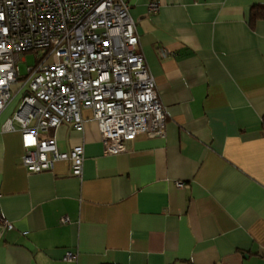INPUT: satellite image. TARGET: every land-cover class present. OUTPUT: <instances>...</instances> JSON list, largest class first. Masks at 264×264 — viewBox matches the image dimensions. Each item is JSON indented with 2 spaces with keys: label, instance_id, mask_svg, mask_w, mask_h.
I'll return each instance as SVG.
<instances>
[{
  "label": "crops",
  "instance_id": "1",
  "mask_svg": "<svg viewBox=\"0 0 264 264\" xmlns=\"http://www.w3.org/2000/svg\"><path fill=\"white\" fill-rule=\"evenodd\" d=\"M127 1L165 134L106 154L84 109L83 131L39 134L84 144L82 176L68 160L30 171L19 124L2 130L16 95L0 114V218L13 224L0 222V264H264V20L250 21L264 0Z\"/></svg>",
  "mask_w": 264,
  "mask_h": 264
},
{
  "label": "built area",
  "instance_id": "2",
  "mask_svg": "<svg viewBox=\"0 0 264 264\" xmlns=\"http://www.w3.org/2000/svg\"><path fill=\"white\" fill-rule=\"evenodd\" d=\"M149 8L157 12L159 4ZM31 51L41 55L23 77L18 61ZM169 53L161 49L163 56ZM21 91L25 94L2 130L15 131L19 124L22 163L30 171L68 160L72 175L82 176L84 144L60 151L55 137L39 134L62 123L83 131L84 109L98 123L106 154L129 150L139 134H165V106L139 49L127 0H0V114ZM0 222L13 228L2 217Z\"/></svg>",
  "mask_w": 264,
  "mask_h": 264
},
{
  "label": "rangeland",
  "instance_id": "3",
  "mask_svg": "<svg viewBox=\"0 0 264 264\" xmlns=\"http://www.w3.org/2000/svg\"><path fill=\"white\" fill-rule=\"evenodd\" d=\"M40 51H31V52H26V53H22L20 55V59L18 61L19 63V67H20V73L21 75L24 77L27 72H28V67L29 66H32V65H35L38 61V59L40 58ZM22 81H20L21 83ZM18 85H14L13 88H12V93H14V90L17 89ZM22 94V91L17 95L16 98H20ZM15 99V98H13Z\"/></svg>",
  "mask_w": 264,
  "mask_h": 264
},
{
  "label": "trees",
  "instance_id": "4",
  "mask_svg": "<svg viewBox=\"0 0 264 264\" xmlns=\"http://www.w3.org/2000/svg\"><path fill=\"white\" fill-rule=\"evenodd\" d=\"M264 20V4H255L250 9V21Z\"/></svg>",
  "mask_w": 264,
  "mask_h": 264
}]
</instances>
